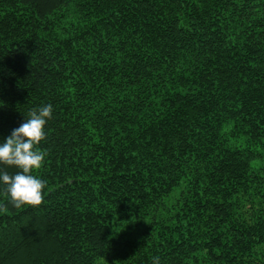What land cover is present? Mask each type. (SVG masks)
<instances>
[{
	"label": "trees",
	"instance_id": "trees-1",
	"mask_svg": "<svg viewBox=\"0 0 264 264\" xmlns=\"http://www.w3.org/2000/svg\"><path fill=\"white\" fill-rule=\"evenodd\" d=\"M46 104L0 264H264V0H0V140Z\"/></svg>",
	"mask_w": 264,
	"mask_h": 264
},
{
	"label": "clouds",
	"instance_id": "clouds-1",
	"mask_svg": "<svg viewBox=\"0 0 264 264\" xmlns=\"http://www.w3.org/2000/svg\"><path fill=\"white\" fill-rule=\"evenodd\" d=\"M53 106L46 104L32 110L11 135L0 140V165L14 166L13 174L0 169V187L8 194L9 202L16 207L21 205H40L46 182L33 175L44 160V153L36 150L45 138V126L52 118ZM153 264H160L159 257L153 258Z\"/></svg>",
	"mask_w": 264,
	"mask_h": 264
}]
</instances>
